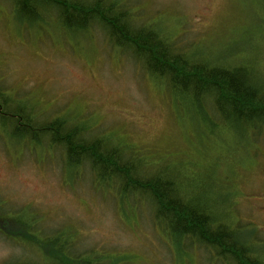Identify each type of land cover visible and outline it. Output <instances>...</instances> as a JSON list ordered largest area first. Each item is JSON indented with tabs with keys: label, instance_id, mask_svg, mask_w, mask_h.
Instances as JSON below:
<instances>
[{
	"label": "clouds",
	"instance_id": "9594fccd",
	"mask_svg": "<svg viewBox=\"0 0 264 264\" xmlns=\"http://www.w3.org/2000/svg\"><path fill=\"white\" fill-rule=\"evenodd\" d=\"M0 264H264V0H0Z\"/></svg>",
	"mask_w": 264,
	"mask_h": 264
}]
</instances>
